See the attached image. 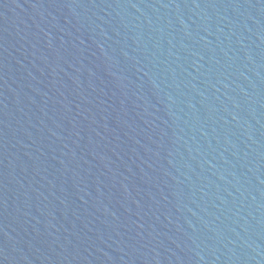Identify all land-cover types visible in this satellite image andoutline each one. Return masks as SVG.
I'll use <instances>...</instances> for the list:
<instances>
[{
    "label": "water",
    "instance_id": "water-1",
    "mask_svg": "<svg viewBox=\"0 0 264 264\" xmlns=\"http://www.w3.org/2000/svg\"><path fill=\"white\" fill-rule=\"evenodd\" d=\"M0 264H264V0H0Z\"/></svg>",
    "mask_w": 264,
    "mask_h": 264
}]
</instances>
